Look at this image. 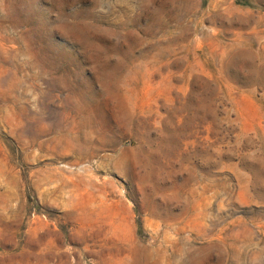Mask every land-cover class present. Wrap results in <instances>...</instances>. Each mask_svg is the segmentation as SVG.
<instances>
[{"label": "rangeland", "instance_id": "1", "mask_svg": "<svg viewBox=\"0 0 264 264\" xmlns=\"http://www.w3.org/2000/svg\"><path fill=\"white\" fill-rule=\"evenodd\" d=\"M0 264H264V0H0Z\"/></svg>", "mask_w": 264, "mask_h": 264}, {"label": "trees", "instance_id": "2", "mask_svg": "<svg viewBox=\"0 0 264 264\" xmlns=\"http://www.w3.org/2000/svg\"><path fill=\"white\" fill-rule=\"evenodd\" d=\"M141 228V227H140Z\"/></svg>", "mask_w": 264, "mask_h": 264}]
</instances>
